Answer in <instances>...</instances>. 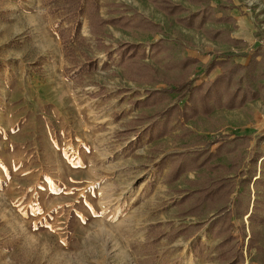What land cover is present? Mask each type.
Returning a JSON list of instances; mask_svg holds the SVG:
<instances>
[{"label":"rangeland","instance_id":"374dc122","mask_svg":"<svg viewBox=\"0 0 264 264\" xmlns=\"http://www.w3.org/2000/svg\"><path fill=\"white\" fill-rule=\"evenodd\" d=\"M58 1L0 0V264H220L219 239L207 234L206 224L190 228L205 223L206 215L185 216L188 203L179 202L180 191L193 190L204 170L168 183L171 165L156 164L167 154L200 150L207 140L234 133L249 139L223 148L217 163L238 155L246 161L253 149L264 151V138L254 148L264 134V100L215 109L173 123L159 139L140 134L136 140L144 126L130 121L164 106L137 108L134 101L165 82L131 80L115 54L108 58L97 49L85 18L82 40L65 51L57 34ZM170 1L185 11L167 15L154 0H100L105 19L136 12L160 28L108 26L103 45L115 50L123 42L141 44L146 56L140 62L166 80L179 74L163 68L170 59L189 55L207 62L217 54L220 62L229 57L230 65L259 54L251 77L264 82V0ZM206 4L213 12L204 24L184 26L181 18ZM160 39L170 47L168 56H151L149 44ZM84 54L97 60V69L70 80ZM223 71L217 65L210 76L200 73L199 81ZM235 224L234 236L244 244L238 264H259L262 253L246 249L247 216L243 226ZM255 229L264 247V222ZM195 239L203 244L200 256L192 253Z\"/></svg>","mask_w":264,"mask_h":264},{"label":"trees","instance_id":"16d2710c","mask_svg":"<svg viewBox=\"0 0 264 264\" xmlns=\"http://www.w3.org/2000/svg\"><path fill=\"white\" fill-rule=\"evenodd\" d=\"M99 2L100 0H59V4L54 8L59 14L57 34L63 49L68 51L72 44L82 40L81 20L85 18L88 21L89 34L97 49L105 51L108 58L115 54L120 63L128 68L131 80L146 84L158 80L165 82L164 87L146 89L144 99L134 101L137 108L164 106L151 115L141 113L138 118L130 121L132 124L144 126L136 131V140L139 139L140 134L148 137L150 141L159 139L172 130L173 123H186L198 116H209L215 109H234L259 98L264 100V82H255L257 77H251L254 65L257 64L255 58L259 54L253 55L246 63L235 62L230 65H227L229 57L220 62L217 60L220 58L217 54H212L207 62L189 55L176 61L170 59L163 68L167 71L176 69L179 74L173 80L159 78L157 69L140 62L146 56L141 44L123 42L118 44L115 50L103 45V41L110 36L107 33L108 26L151 32H159V26L136 12L130 17L105 19L99 14ZM154 3L167 15L185 11L170 0H154ZM212 12L213 8L206 4L197 12L181 18V22L186 27L194 25L200 27ZM258 48L259 45L254 47V49ZM169 49L170 47L161 39L149 44L151 56L160 54L168 56ZM65 56L67 57V54ZM233 56L244 57L241 54H233ZM83 57V62L76 69L69 71L70 80L78 79L83 74L97 69V60L94 57L88 54H84ZM217 65L224 66L222 73L217 74L210 81H199L200 73L210 76ZM170 99L172 102L166 104ZM263 138L264 134L255 138L254 148ZM248 139L249 136H240L238 133H234L232 138H213L204 142L200 150L167 154L156 164L158 168L166 163L171 165L167 175L168 183L176 181L187 171L204 170L201 178L194 184L193 190L180 191L184 195L179 202L188 203V208L183 213L185 216L206 215L205 223H198L190 228L201 229L206 224L207 234L219 239L216 256L220 264L243 262L244 244L240 245L235 238L234 228L237 220H240L243 226V219L246 216L249 223L246 249L249 251L255 248L258 253H262L259 264H264V247L258 245V231L255 229L258 223L264 222V151L253 149L246 161L238 155L227 164L216 162L222 155L223 148L239 140L246 142ZM236 147L237 145L234 146ZM242 231L244 237H247L243 228ZM202 249L201 241L195 239L192 243L193 255H202Z\"/></svg>","mask_w":264,"mask_h":264}]
</instances>
